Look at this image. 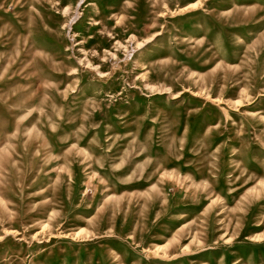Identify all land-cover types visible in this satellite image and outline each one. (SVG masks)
<instances>
[{
    "label": "rangeland",
    "instance_id": "rangeland-1",
    "mask_svg": "<svg viewBox=\"0 0 264 264\" xmlns=\"http://www.w3.org/2000/svg\"><path fill=\"white\" fill-rule=\"evenodd\" d=\"M0 264H264V0H0Z\"/></svg>",
    "mask_w": 264,
    "mask_h": 264
}]
</instances>
